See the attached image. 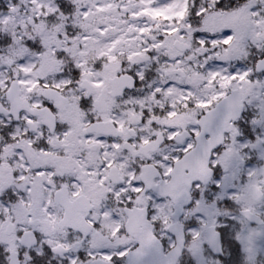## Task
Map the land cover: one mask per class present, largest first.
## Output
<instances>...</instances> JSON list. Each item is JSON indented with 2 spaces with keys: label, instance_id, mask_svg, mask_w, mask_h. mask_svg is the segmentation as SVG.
Listing matches in <instances>:
<instances>
[{
  "label": "snow or ice",
  "instance_id": "1",
  "mask_svg": "<svg viewBox=\"0 0 264 264\" xmlns=\"http://www.w3.org/2000/svg\"><path fill=\"white\" fill-rule=\"evenodd\" d=\"M0 264H264V0H0Z\"/></svg>",
  "mask_w": 264,
  "mask_h": 264
}]
</instances>
